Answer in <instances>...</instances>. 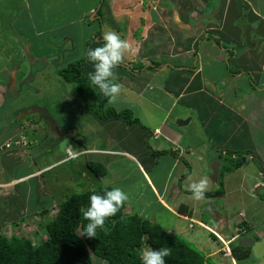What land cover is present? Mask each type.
Masks as SVG:
<instances>
[{
  "label": "rangeland",
  "instance_id": "obj_1",
  "mask_svg": "<svg viewBox=\"0 0 264 264\" xmlns=\"http://www.w3.org/2000/svg\"><path fill=\"white\" fill-rule=\"evenodd\" d=\"M114 1L115 3L113 0H0V64H7L8 69L10 68V71L13 72L3 71L0 77L2 76L4 80L10 78V82H13L14 75L16 76L18 73L19 79L18 85L15 83L16 87L13 88L18 95L10 100V105L8 103L9 94L8 92L5 94V91H9V89L0 87V144L6 135L16 129L15 134L6 141L4 149L1 148L2 150H0V176L4 179L18 178L40 169L39 174L29 176L23 180L22 184L17 183L22 189L20 196L24 199V204H30L33 209L49 203H52V206L53 201H55V208L52 209L51 206L48 208L52 211V216L47 217L39 211L36 217L29 218L28 216L31 215L30 212L32 211H27L29 214L24 217L22 223L15 224L17 221H9L5 227H0V233L9 237L13 235L29 237L35 243H40L46 235L45 223L56 215L59 202L85 190L111 186L113 188L119 187L128 194L126 213H138L152 224H160L166 227L171 233L179 235L192 247L204 254L210 264H260L251 257L236 261L224 256L221 248L228 245V242L224 241V243L216 233L202 227L196 221H191L193 228L189 227L190 221L188 219L177 216L171 209L158 201L145 183L142 170L130 157L112 155L102 151L118 149L119 147L121 149L127 148L129 137L126 134L123 137L124 128L116 127V130H113L115 121L113 119H101L97 115V111L102 113L111 107H115L117 110L131 108L134 116L143 118L145 113L141 109H146L143 97L137 91L125 86L124 88L119 76L130 75L132 70L143 72L150 68L151 73L156 71L158 74L148 78L153 83L162 82L167 74L159 73L162 71V67L164 68L160 61L157 62V65L154 61L151 67H147L148 65L144 61H138L135 58L131 62L126 58L130 54L131 56L136 55L135 53H138L142 45L152 47L149 42L143 43L145 36L158 39L163 31L166 33L161 35L165 36L163 39H169L168 31L176 32V29L181 31L180 33L185 38L186 35L191 38L199 36V39L209 36L211 39H219L222 43L223 40L226 41L227 39L230 45L238 44V57L235 54L236 50L229 57L231 62L230 73L242 74L245 70L247 71L246 78L237 80L233 77L234 75H229L224 80L222 75L218 74L216 83H221V81L234 83L237 88L238 99L241 104L247 107L248 113L254 108L257 109L256 101L261 102L259 107L263 103L264 108V91L258 92L257 89L250 88V91L247 90L246 92L245 89V85L249 84L248 79L253 84L259 83L260 86L264 87V65H262L264 60V25L257 22L260 28L249 31L247 30L249 27H246L251 18L250 11L252 9L257 14L264 16V0H244V4H242L245 8L242 11L240 0ZM247 3L250 6H247ZM190 4L196 7L200 4L201 9L205 7V4L208 6L202 15L200 13L197 15L196 11L193 15V10H188ZM91 7L95 9L86 14V11ZM224 10L228 12L222 21L221 15ZM181 11L186 13L181 14ZM211 11H214L215 14L211 20H208L207 16ZM114 12L118 15L115 16ZM241 13H245L246 17L244 18ZM176 20L182 25H189V28H185L186 31L182 30ZM207 21H211L210 24L218 25L220 32L210 31L213 28L211 26L207 28L208 24H205ZM174 23L177 24L176 27L173 26ZM39 30L42 33H38ZM106 30L117 32L122 39L127 40L132 46V50L124 54L122 62L114 69L117 82L121 85L120 96L114 105L109 104L108 100L104 101L105 97L99 93L98 89H96L94 99L89 101L84 99L76 90L75 83L66 82L60 75V70L70 62L84 59L83 73L88 78V73L94 69L87 60V50L102 45V35ZM21 32L29 36L37 35L35 44L40 40H48L46 45L51 48L46 46L45 52L50 54V56L48 55L49 58L36 57L37 63L32 64L35 59L30 60L31 56L29 58L27 55V48L24 52H20L21 57L13 56L15 48L13 38L21 37ZM219 34L222 36L217 37ZM100 37L101 41L99 40ZM248 39L250 42L247 41ZM25 42L28 44L27 40ZM163 43L165 45L167 42L164 41ZM240 44L244 45L243 49ZM229 48L232 50L231 47ZM132 52L134 53L132 54ZM147 52L148 49L145 53ZM37 54L34 55L37 56ZM45 64L46 67H44ZM250 74L252 77L248 76ZM202 75L208 76L207 82L215 83L213 74L204 72ZM257 77L262 78V80L258 82ZM254 97H257L256 101ZM146 105L149 112L154 113V118L161 114L158 108H151L148 102ZM197 111L200 122L202 112L199 113L198 109ZM15 116H19L17 121L13 120ZM144 118L146 117L144 116ZM248 118L245 122L247 127L245 143L241 138L240 144L244 148L242 152H250L252 154L250 156L256 158L255 162L258 165L253 158L247 157L250 153L245 155L247 161L242 172L235 174V176L232 174L227 200L222 199V196H217L196 201L192 198L186 199L184 196L181 198L174 196L171 192L166 196L168 202H174L177 199L179 201L180 198L179 202L176 201L178 204L193 206L194 209L196 205L193 216L216 229L225 239L238 235L236 227L240 224L238 229H241L244 222L249 225L251 222L255 224L258 228L257 231L262 230L264 226V213L260 211L255 213L257 205H264L255 196L256 194H263L260 195V198H264V186H262L264 184V124L261 125L264 120V109L257 115L259 123L249 121ZM6 124H9V129L5 127ZM133 134L135 132H132L131 136ZM117 138L119 142H117ZM6 144L11 146L8 147ZM232 145L233 142H230L229 146ZM214 148L220 156L217 161H220L221 164H225L231 159V154L226 155L227 153H225L228 150L231 151L230 148L224 147L225 152L223 153L219 151L223 150L220 145L216 144ZM70 149L79 152L78 157H71L68 152ZM82 149H95V151H87V154H84ZM16 151L18 153H15ZM91 161L103 162L108 170L107 175L99 177L91 172L87 167V162ZM257 170L261 171L263 175L259 176ZM209 172L214 174V168L210 169ZM167 173L168 170L163 172L165 175ZM219 174L220 170H218L217 175L219 176ZM158 175L163 177L161 172H158ZM213 180L211 176L207 179V192L219 188V184L214 183ZM256 180L263 181L259 183L261 186L254 185ZM17 187L13 185L10 189L16 190ZM175 187L179 188L177 182L170 189ZM183 188H188V185H183ZM252 200H255V205L249 204ZM13 204L17 205V203ZM174 207L178 210L177 206ZM240 212H244V214L241 215ZM224 215L228 216V221L224 223L225 227H221V224H218V217ZM211 233H214L217 239ZM242 235L255 239L260 237V234L257 235L256 232L252 231L245 235L242 233ZM239 239L238 237L234 243L239 244ZM93 259L96 264H104L105 261L98 257ZM105 262V264H109L107 261Z\"/></svg>",
  "mask_w": 264,
  "mask_h": 264
},
{
  "label": "crops",
  "instance_id": "obj_2",
  "mask_svg": "<svg viewBox=\"0 0 264 264\" xmlns=\"http://www.w3.org/2000/svg\"><path fill=\"white\" fill-rule=\"evenodd\" d=\"M113 2L115 3L114 0ZM188 6V10H193V15L196 12L197 15H200L203 11H206V7L201 9L200 4L199 6L197 5L198 8L193 4ZM93 9L95 8L91 7L86 11V14L91 12ZM222 12L221 20L223 21L228 11L224 10ZM114 13L115 16L118 15V13ZM182 13L184 14L186 12L181 11V14ZM214 14V11H211L210 14H208L209 16H207L208 20H211ZM44 20L46 21V18ZM176 22L180 26L182 25L177 20ZM185 22L188 23V21ZM210 22L211 21H207L205 23L208 24L207 28L211 26V28H213L212 30L220 32V27L215 24H210ZM177 24L173 26L176 27ZM181 29L186 31L185 28ZM176 30V32L168 31L169 39H163L165 36L161 35L166 34L163 31V33L161 32L160 38L158 39L156 37L150 38L145 36L143 38V43L149 42L152 44V47H144L142 45L138 53H135L136 55L131 56L130 54L128 58L125 57L126 60L131 62H133L135 58L138 59V61H144L146 65H148L147 67H151L154 61L156 65L157 62L160 61L164 68L162 67V71L158 72L169 75H165L162 79V82L157 81L154 83L148 77L158 73L156 71L151 73L150 68H147L143 72L137 71L138 73L135 70H132L130 75L124 74V76H119V80L123 87L125 86L128 89L137 91L138 94L144 99V106L146 109H141V111L144 112L145 115H143L142 119L139 118L143 126L124 124L120 120L115 121L116 124L113 130H116V127L124 128V131H122L124 134L123 137L125 134L129 137V143L126 146L127 148L121 149L119 147L118 149L101 150L111 153L112 155L118 154L130 157L142 170L145 176V183L148 185L152 195L156 197L158 201L171 209L172 212H174L177 216L188 219L190 221L188 224L189 227L193 226V222L191 221H196L202 227H205L216 233L222 240L229 241L231 238L225 239L216 229L193 216L196 210V205L195 209L193 206L190 207L186 205L187 208L180 210V207L184 204H178V202L183 196L186 199L192 198L191 192L188 190V188H183V185H189L191 182H193V180L196 181L202 178L208 179L211 176L214 179V183L218 184L217 173L224 164H221L220 161H217L220 159V156L218 153H216L214 146L216 144L220 145L223 150L219 151L222 153L225 152L224 147H228L231 149V151L228 150L225 152L227 153L226 155L230 154L229 152H232L230 158H238V153L244 151V148L241 147L242 145L240 144V141L241 138H243V142L245 143V137L247 134L245 122L249 117V121L259 123L257 120V115L259 112L263 111V103L259 107L261 102L256 101L257 97H254L256 101L255 106L258 104V107L257 109H252L248 113L247 107L241 104V101L238 99L236 90L237 88L234 83H224L223 81H221V83H216L218 74H221L224 80L228 78L229 75H234L233 77L235 79L240 80L246 78L245 75L247 74V71L245 70L242 74L230 73L229 68L231 67V62L229 66L227 62L229 60L230 54L228 55V52H226L223 47L221 49L217 39L214 38V40L210 37L199 39V36L191 38L188 35H186L185 38L180 33L181 31L178 29ZM38 33H42V31L39 30ZM34 34L29 36L21 32V37L16 36L13 38L15 44L13 56L21 57L22 54H20V52H24L27 48V55L29 58L31 56L30 60L35 59V62H32V64L37 63L38 57L43 56L49 58L50 54L45 52L48 40H40L35 44L34 41H36L35 39H37V35ZM219 36L221 37L222 35L219 34ZM25 40H27L28 44L25 42ZM164 41L167 42L165 45L163 43ZM241 43L243 44V42ZM222 44L224 46L227 45V48L231 47L236 51L238 49V44L230 45V42L227 41V39L226 41L223 40ZM242 44L240 45L243 49L244 45ZM147 49L148 52L145 53ZM35 53H38L37 56L34 55ZM39 53L41 54L39 55ZM133 53L134 52H132V54ZM235 54L238 57L239 50ZM262 65H264V60L262 61ZM46 66L47 65L45 64L44 67ZM10 70L11 69H8L7 64H0V74L3 71L13 73ZM204 72L213 74L215 83H211V81L207 82L208 76L202 75ZM17 75H14L13 82H10V78H8V80H4L2 76L0 77V87L6 90L9 89V91H5V94L8 92L9 95H12V93L15 92L13 89L15 83H17L16 85L19 83ZM248 76L252 77L251 74ZM136 78L140 80H137ZM257 79L258 82L262 80L260 77H257ZM248 81L249 84L245 85L246 92L247 90L250 91V88L253 90L257 89L258 92L264 91V87L260 86L259 83L253 84L249 79ZM138 82L140 83L137 84ZM248 95L251 96L249 93ZM251 98L253 97L251 96ZM10 100L11 98L8 96L9 105L11 103ZM146 102L150 104L151 108H158L161 111V114L154 118V113L149 112ZM197 109L199 110V113L202 112L200 122ZM144 116L146 118H144ZM18 117L15 116L13 120L17 121ZM263 124L264 120L261 125ZM8 125L9 124H6L5 127L9 129ZM15 130L3 138V141L0 144V150L4 149L6 141H8V138L11 137V135L15 134ZM132 132H135V134L131 136ZM117 142H119L118 138ZM230 142H233L232 146H229ZM148 147H151L154 151L167 152L160 156H154ZM84 151L87 150H83L82 152ZM15 153H18V151ZM247 153V151L245 153L242 152L241 155H244L245 157ZM250 155L252 154L250 153L247 157L253 158L255 162L256 158ZM246 159L247 158H245V164L241 168L230 172L225 176V193L222 196V199L227 200V196L230 193L229 187L232 181V174L235 176V174L242 172L243 167L246 165ZM256 165L258 164L256 163ZM212 168L215 170L214 174L209 172ZM258 168L260 167L258 166ZM165 170H168L166 175L163 174ZM40 171V169H36L35 172L18 178L15 177L4 179L0 176V227H5L7 224H9V221H17L15 224H18V222L22 223L24 217L29 214L28 212L32 211L30 212L31 215L28 217L33 218L34 216L36 217V215H38L39 211H41L40 213H44V210L51 206L52 203H49L43 207L33 209L30 204H24V199L20 196L22 195V189L17 183L22 184L24 179L31 175H37L40 173ZM261 171H258L259 176L263 175ZM158 172L162 173V178L158 175ZM207 175H209L208 178ZM176 182L178 183L179 188L175 187L174 189H170L172 185H175ZM262 182L263 181L256 180L254 185L261 186L259 183ZM13 185L18 186L16 190L10 189L13 187ZM262 186H264V184ZM217 189L218 188H216V190ZM170 192L174 196L176 195L180 197L179 201L178 199L176 200L178 202L174 200V202H168L166 200V196L167 194H170ZM260 195L256 194L255 196L260 202L264 203V198H260ZM254 202L255 200H252L249 204L255 205ZM13 203H17V205ZM53 203L54 204L51 206L52 209L55 208V201H53ZM174 206H177L178 210H176ZM259 211L264 213V205L259 204L255 207V213ZM240 214L243 215L244 212H240ZM219 217L218 224H221V227H225L224 223L228 221V216L224 215ZM222 217H224V219H222ZM239 225L236 227V230L239 228ZM248 226L250 228L248 232H256L257 235L260 234V237L264 235V226L260 231H257L258 228H256L255 224L252 222L250 225L248 224ZM221 250H225V246H223ZM92 258L97 257L93 256ZM105 261L104 264L106 263ZM93 264H96L94 259Z\"/></svg>",
  "mask_w": 264,
  "mask_h": 264
},
{
  "label": "trees",
  "instance_id": "obj_3",
  "mask_svg": "<svg viewBox=\"0 0 264 264\" xmlns=\"http://www.w3.org/2000/svg\"><path fill=\"white\" fill-rule=\"evenodd\" d=\"M242 3L244 4V0H240L241 11L245 8ZM207 6L208 4H205V7ZM247 6L250 5L247 3ZM250 12L251 21L249 19L246 26L249 27L248 31L260 28L257 22L264 25V16L257 14L254 9ZM241 14L244 18L246 17L245 13ZM210 31L216 32V30ZM99 40L101 41V37ZM217 40L221 48L223 47L228 52V55L234 52L233 49L231 51L226 45L224 46L219 39ZM247 41L250 42L249 39ZM83 60L70 62L60 70V75L66 82L75 83L78 93L89 101L95 98L97 90L83 73L85 65ZM227 62L229 66L230 58ZM229 70L231 71V67ZM104 101H107V98H104ZM97 115L101 119L120 120L124 124L143 126L140 119L134 116L131 108L117 110L115 107H111L102 113L97 111ZM148 148L154 156H160L167 152ZM229 153L232 154V152ZM238 154V158L230 159L221 166L218 176L219 188L216 191L206 192V197L224 195V176L245 164L244 155ZM87 167L99 177L107 175L108 172L106 165L100 161L87 162ZM112 188L103 186L85 190L59 202L56 215L52 219L46 220L44 226L46 235L40 243H35L29 237L19 235L9 237L0 233V264H93V256L106 260L109 264H141V251L149 246L171 249V255L166 257V264H210L204 254L179 235L171 233L166 227L152 224L138 213H126V203L115 216L105 220L103 229H97L96 237H87L82 234L88 221L84 220L80 209L89 203L91 194H103L105 190ZM184 208L187 206L182 205L180 210ZM44 214L47 217L53 215L49 209L44 210ZM241 226L243 229L239 231L241 233L250 229L246 222ZM211 234L217 239L216 235ZM250 253V248L240 247L239 244L232 245V254L239 260L250 257Z\"/></svg>",
  "mask_w": 264,
  "mask_h": 264
},
{
  "label": "clouds",
  "instance_id": "obj_4",
  "mask_svg": "<svg viewBox=\"0 0 264 264\" xmlns=\"http://www.w3.org/2000/svg\"><path fill=\"white\" fill-rule=\"evenodd\" d=\"M102 41L103 43L101 46L89 48L87 50V60L92 64L94 69L88 73V79L91 85L95 86V88L99 90V93L107 98L108 103L114 105L121 93V85L117 82L114 69L122 62L124 54L132 50V46L127 40L122 39L121 36L113 30L104 31ZM83 150L84 149L81 151ZM87 151H95V149H88ZM87 151L83 153L85 154ZM68 152L73 158L79 155V152L71 149L70 151L68 150ZM188 190L191 192L194 200L200 201L206 199L205 194L208 190L207 179L202 178L198 181L191 182L188 185ZM128 200V194L119 187L105 190L103 194H91L89 203L80 209L84 220L88 221L82 234L87 237H96L97 229H103L105 220L115 216ZM241 229H237L238 235L232 236L231 239L227 241L228 245H224L225 250L222 251L224 256L233 258L236 261L237 258L232 254V245L235 244L234 242L238 237L240 238L239 242L244 237H250L243 236L242 233L239 232L243 230ZM247 232L248 230L243 232V234L245 235ZM259 238L260 237L256 239ZM222 241L224 242V240ZM170 255L171 249L169 247L152 248L149 246L141 251V264H166V257ZM253 260L257 261L256 259Z\"/></svg>",
  "mask_w": 264,
  "mask_h": 264
},
{
  "label": "water",
  "instance_id": "obj_5",
  "mask_svg": "<svg viewBox=\"0 0 264 264\" xmlns=\"http://www.w3.org/2000/svg\"><path fill=\"white\" fill-rule=\"evenodd\" d=\"M181 27L188 29L189 25L185 24L181 25ZM239 246L243 248H250L251 257L264 264V235L259 239L244 237L240 240Z\"/></svg>",
  "mask_w": 264,
  "mask_h": 264
},
{
  "label": "flooded vegetation",
  "instance_id": "obj_6",
  "mask_svg": "<svg viewBox=\"0 0 264 264\" xmlns=\"http://www.w3.org/2000/svg\"><path fill=\"white\" fill-rule=\"evenodd\" d=\"M176 25V24H175ZM21 94V92L19 93V95ZM13 95V96H12ZM12 95H9L11 99H14L16 95H18V93L15 91L12 93ZM260 263V262H259ZM262 264V263H260Z\"/></svg>",
  "mask_w": 264,
  "mask_h": 264
},
{
  "label": "built area",
  "instance_id": "obj_7",
  "mask_svg": "<svg viewBox=\"0 0 264 264\" xmlns=\"http://www.w3.org/2000/svg\"><path fill=\"white\" fill-rule=\"evenodd\" d=\"M16 142H19V141H16ZM6 146L10 147L11 145L10 144H6ZM226 255H227V253H226Z\"/></svg>",
  "mask_w": 264,
  "mask_h": 264
}]
</instances>
